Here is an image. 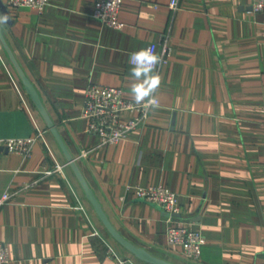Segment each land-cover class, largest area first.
<instances>
[{"label":"crops","instance_id":"1","mask_svg":"<svg viewBox=\"0 0 264 264\" xmlns=\"http://www.w3.org/2000/svg\"><path fill=\"white\" fill-rule=\"evenodd\" d=\"M1 1L10 14L7 21L0 11V196L11 194L0 208V241L8 264H116L108 246L131 264H150L96 215L20 71L126 239L174 264H264V11H252L253 0H178L175 11L170 0H122L115 29L93 17L94 0H49L41 12ZM164 38L170 55L156 68L157 106L126 138L97 146L82 117L87 85L119 87L133 100L129 53L157 43L159 54ZM36 126L44 138L29 156L3 147L34 136ZM55 162L62 173L47 174ZM135 185L178 195V217L205 239L197 262L167 243L175 222L135 197Z\"/></svg>","mask_w":264,"mask_h":264},{"label":"built area","instance_id":"2","mask_svg":"<svg viewBox=\"0 0 264 264\" xmlns=\"http://www.w3.org/2000/svg\"><path fill=\"white\" fill-rule=\"evenodd\" d=\"M48 1L6 0L5 4L10 8L27 6L41 12ZM121 3L122 0H94L92 15L101 23L119 29L122 27V21L119 19ZM261 3H264V0H253L251 3L252 11H264L257 8ZM168 7L170 10L175 11L178 8V0H170ZM157 46V43H149L146 47H152L157 53ZM132 52L134 51H131L129 56ZM159 55L161 56V62L157 67L168 61L170 48L167 38H164L161 43ZM150 109L135 105L133 100L123 96V91L119 87L89 83L85 91L82 117L86 121V130L97 136V146L105 147L126 138L132 130L142 126ZM125 111L132 113V117L127 121H122L121 114ZM262 124L264 126V121ZM38 137L44 138V130L36 126L34 136L8 138L2 142V145L8 151H15L24 156H29L31 148ZM86 153L87 151H83V154ZM62 168V164L55 162L54 167L46 170V173L61 174ZM133 191L135 197L154 203L167 213L168 220L175 222L166 231L167 243L172 246H181L183 257L190 262H197L205 239L200 231L188 228L184 221L178 217L180 215L178 195L166 187L153 185H135ZM10 196L9 192L1 194L0 208L10 200ZM106 253L116 261V264H131L128 258L120 256L111 246L107 247ZM9 261L8 248L4 242L0 241V264H8Z\"/></svg>","mask_w":264,"mask_h":264},{"label":"water","instance_id":"3","mask_svg":"<svg viewBox=\"0 0 264 264\" xmlns=\"http://www.w3.org/2000/svg\"><path fill=\"white\" fill-rule=\"evenodd\" d=\"M0 11L4 15L6 20L9 21L10 20V14H9L6 6L3 4V2L1 0H0ZM20 73H21L22 81L25 85L27 93L30 95L32 101L35 103L37 108L41 111V113L45 117L46 123H47L50 131L52 132V134L56 138L59 146L61 147V149L65 153L67 160H68V163L71 165L74 172L76 173V175H77V177H78V179H79V181L83 187L86 198L91 203L96 215L99 217V219L101 220V222L103 223V225L105 226L107 231L110 233V235L122 247H124L126 250L131 252L135 257H137L138 259H140L144 262H147L150 264H174V263H171L165 259L154 256L153 254H151L150 252H148L146 249H144L142 247L134 245L132 242H130L128 239H126L122 234H120L116 230V228L112 225V223L108 219L106 213L102 209V207H101L99 201L97 200L94 192L89 187V185L86 183L85 179L83 178L82 174L80 173V170H79L78 166L76 165L74 158L69 154V152H68V150H67V148H66L55 124L48 117V115H47V113L43 107L42 101L39 97V94H38L37 90L35 89L34 85H32L30 80L22 73V71H20Z\"/></svg>","mask_w":264,"mask_h":264},{"label":"clouds","instance_id":"4","mask_svg":"<svg viewBox=\"0 0 264 264\" xmlns=\"http://www.w3.org/2000/svg\"><path fill=\"white\" fill-rule=\"evenodd\" d=\"M257 8L264 10V3ZM160 62L161 56L152 47L134 51L129 56L130 76L133 81L130 92L135 105L141 108L157 106L155 93L162 83V76L156 71V67Z\"/></svg>","mask_w":264,"mask_h":264},{"label":"rangeland","instance_id":"5","mask_svg":"<svg viewBox=\"0 0 264 264\" xmlns=\"http://www.w3.org/2000/svg\"><path fill=\"white\" fill-rule=\"evenodd\" d=\"M86 122V121H85ZM188 261V260H187Z\"/></svg>","mask_w":264,"mask_h":264}]
</instances>
